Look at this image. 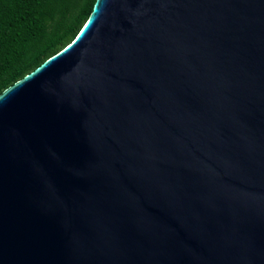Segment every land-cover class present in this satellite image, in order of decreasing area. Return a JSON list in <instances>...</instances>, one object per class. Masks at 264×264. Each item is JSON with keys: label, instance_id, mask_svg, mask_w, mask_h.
<instances>
[{"label": "water", "instance_id": "1", "mask_svg": "<svg viewBox=\"0 0 264 264\" xmlns=\"http://www.w3.org/2000/svg\"><path fill=\"white\" fill-rule=\"evenodd\" d=\"M0 264H264V0H96L0 92Z\"/></svg>", "mask_w": 264, "mask_h": 264}, {"label": "trees", "instance_id": "2", "mask_svg": "<svg viewBox=\"0 0 264 264\" xmlns=\"http://www.w3.org/2000/svg\"><path fill=\"white\" fill-rule=\"evenodd\" d=\"M95 1L0 0V92L68 44Z\"/></svg>", "mask_w": 264, "mask_h": 264}, {"label": "rangeland", "instance_id": "3", "mask_svg": "<svg viewBox=\"0 0 264 264\" xmlns=\"http://www.w3.org/2000/svg\"><path fill=\"white\" fill-rule=\"evenodd\" d=\"M45 19L47 20V18L45 17Z\"/></svg>", "mask_w": 264, "mask_h": 264}]
</instances>
